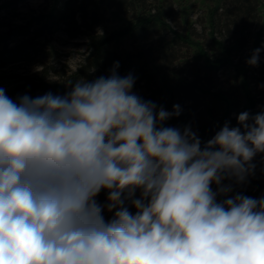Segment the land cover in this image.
<instances>
[{"label": "clouds", "instance_id": "clouds-1", "mask_svg": "<svg viewBox=\"0 0 264 264\" xmlns=\"http://www.w3.org/2000/svg\"><path fill=\"white\" fill-rule=\"evenodd\" d=\"M118 67L64 95L0 87V264H264V196L231 195L264 154V110L202 141Z\"/></svg>", "mask_w": 264, "mask_h": 264}, {"label": "trees", "instance_id": "trees-1", "mask_svg": "<svg viewBox=\"0 0 264 264\" xmlns=\"http://www.w3.org/2000/svg\"><path fill=\"white\" fill-rule=\"evenodd\" d=\"M190 1L53 0L49 13L19 28V33L32 27L40 38L57 33L72 40L85 38L86 50L76 70L43 68L33 77H23L15 93L33 98L48 92L64 95L70 90L68 81L107 77L119 62L117 74L133 75L132 91L142 99L169 112L180 105L181 114L165 126H190L202 141L225 122L239 126L241 112L255 115V108L264 105V67L247 63L264 41V0H195L192 6ZM199 3L205 14L194 22L190 9ZM113 21L122 23L100 30ZM36 45L31 39L1 54L0 65L34 52ZM236 193L259 199L264 196V180L248 177L244 184L234 185L231 195ZM107 195L102 190L96 199L104 204ZM104 215L110 219L112 214Z\"/></svg>", "mask_w": 264, "mask_h": 264}, {"label": "rangeland", "instance_id": "rangeland-1", "mask_svg": "<svg viewBox=\"0 0 264 264\" xmlns=\"http://www.w3.org/2000/svg\"><path fill=\"white\" fill-rule=\"evenodd\" d=\"M52 2L53 0H0V55L21 48L31 39L37 44L34 52L22 57L15 56L5 65H0V87L5 89L6 94L13 100L20 97L15 93V88L23 77H33L47 67H57L60 70L64 66L65 69L76 70L86 50L85 38L72 40L63 33H57L47 39L40 38L36 37L32 27L28 33H19V28L29 27L33 20L49 13ZM195 2L191 0L189 5L192 6ZM196 6L190 9V18L194 22L205 14L200 3ZM121 23L122 21L109 22L100 30L114 29ZM259 49L261 51L258 63L264 67V41ZM255 110L261 112L264 105L257 106ZM253 163L256 165L255 172L249 178L254 181L264 180V154H257Z\"/></svg>", "mask_w": 264, "mask_h": 264}]
</instances>
